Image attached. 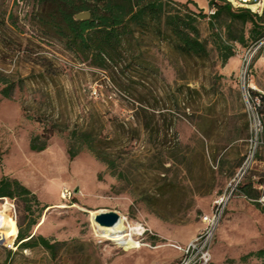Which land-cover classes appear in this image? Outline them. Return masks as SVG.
<instances>
[{"label": "rangeland", "instance_id": "rangeland-1", "mask_svg": "<svg viewBox=\"0 0 264 264\" xmlns=\"http://www.w3.org/2000/svg\"><path fill=\"white\" fill-rule=\"evenodd\" d=\"M164 1L182 16L194 14L206 58L181 54L158 32H137L139 58L124 55L118 69L103 70L40 25L35 0H0V89L1 80L14 86L9 98L0 94V179L30 191L0 197V209L7 203L6 222L24 235L56 244L54 251L18 247L5 225L0 264H177L251 158L255 122L246 90L264 94V37L251 40V23L231 22L226 13L211 28L197 15L209 14L210 6L197 5L204 0ZM260 14L264 19V9ZM242 29L244 44L233 39ZM221 42L234 52L224 64ZM85 130L97 133L96 146L113 166L78 139ZM33 138L46 147L31 148ZM259 139L240 183L251 182L258 196L264 131ZM69 146L78 150L72 155ZM262 207L239 192L230 197L207 264H264V256H246L264 249ZM109 210L122 226L141 227L133 236L139 246L103 234L91 213Z\"/></svg>", "mask_w": 264, "mask_h": 264}, {"label": "trees", "instance_id": "trees-1", "mask_svg": "<svg viewBox=\"0 0 264 264\" xmlns=\"http://www.w3.org/2000/svg\"><path fill=\"white\" fill-rule=\"evenodd\" d=\"M186 1L196 5L193 0ZM35 3L37 6L35 15L38 22L48 33L52 34L53 38L82 61H87L90 65L103 70L118 69L120 58L124 55L130 62L139 58L134 53L132 42L136 39L137 32H158L171 41L181 54L200 58L208 56L207 46L200 38L194 14L182 16L178 11H171L164 0H35ZM208 3L209 6H215V12L207 15L199 10L197 15L208 17L211 28H213V18L226 13L231 22L251 23L248 35L251 40L264 37V30H262L264 19L261 14L247 7H233L226 0H209ZM82 10H89L90 18L74 19V14ZM233 39L244 44L246 41L244 30L242 29L240 34ZM221 43L223 46H219V53L221 62L224 64L234 55V52L232 47ZM1 81L3 86L0 94L9 98L14 87L13 83L7 80ZM249 93L252 99L259 97L256 112L264 123V94L254 90H250ZM76 133L77 131H72L74 136ZM97 137V133L91 130H85L78 135L82 144L98 159L113 166V160L106 159L102 150L96 146ZM37 140L31 139V148L41 150L46 147V141L38 144ZM74 150L78 149L73 146L68 147L72 155ZM240 183L238 185L240 194L252 199L259 197L251 182ZM16 194L29 195L30 191L18 180L1 178L0 197H13ZM254 202L260 205L259 202ZM16 237L18 247L26 248L40 244L49 251L55 250L56 244L51 243L42 235H24L21 230H18ZM246 256H264V249L249 252Z\"/></svg>", "mask_w": 264, "mask_h": 264}, {"label": "built area", "instance_id": "built-area-1", "mask_svg": "<svg viewBox=\"0 0 264 264\" xmlns=\"http://www.w3.org/2000/svg\"><path fill=\"white\" fill-rule=\"evenodd\" d=\"M226 1L229 2L233 7H247L250 8L253 12H256L258 14H260L262 12V9H264V0H226ZM215 10H216L215 6H210L209 14L214 13ZM246 92L248 95H250L249 90H246ZM251 102H252L251 114L255 122L254 129L251 128L252 133L250 140L251 142H254V146L250 154L251 158H247L242 164V166L239 168L237 174L232 180L233 184L232 183L230 184L231 187L228 193H224L221 196H219L215 200L214 208L211 211V213L205 214L203 216V221L206 224L205 229L202 232H200L192 241H190L185 246V248H181L183 251V257L177 264H207V262L210 259L209 244L213 235L214 228L221 217L223 207L235 192L236 193L239 192L238 185L249 166V161L250 159L252 160L253 155L256 153L257 145H259L260 142L262 143V141H260L259 139V136L262 133V131H264V123H262L259 114L256 112V105L259 103V97L256 96L253 99L251 98ZM243 196L251 201H257L262 206H264V195H260L257 199L248 198L246 195ZM12 217H14V215ZM15 237L13 238V241Z\"/></svg>", "mask_w": 264, "mask_h": 264}, {"label": "bare ground", "instance_id": "bare-ground-1", "mask_svg": "<svg viewBox=\"0 0 264 264\" xmlns=\"http://www.w3.org/2000/svg\"><path fill=\"white\" fill-rule=\"evenodd\" d=\"M6 204L2 205V209H0V239L6 240V231L5 225H7L13 233V236L10 238L11 242L15 235L18 232L16 222L14 221L13 224L7 223L6 219L8 218V214L6 213ZM92 217H94L95 213H91ZM98 224V223H97ZM100 225V224H99ZM99 229L103 232L105 236H108L110 240L116 241L117 243L124 244L129 248L137 247L140 245L138 241H136L133 236L137 234L139 230H141L140 226L131 227L129 226H122L121 219L119 217L118 221L113 225H101ZM141 232V231H140ZM139 232V233H140ZM10 242V244H11Z\"/></svg>", "mask_w": 264, "mask_h": 264}, {"label": "water", "instance_id": "water-1", "mask_svg": "<svg viewBox=\"0 0 264 264\" xmlns=\"http://www.w3.org/2000/svg\"><path fill=\"white\" fill-rule=\"evenodd\" d=\"M89 10H82L74 14V19L76 20H86L90 18ZM119 214L113 210L98 212L94 215L93 219L100 225H113L119 219ZM2 243V240H0Z\"/></svg>", "mask_w": 264, "mask_h": 264}, {"label": "crops", "instance_id": "crops-1", "mask_svg": "<svg viewBox=\"0 0 264 264\" xmlns=\"http://www.w3.org/2000/svg\"><path fill=\"white\" fill-rule=\"evenodd\" d=\"M175 1H178V2H183V1H180V0H175ZM194 1V0H193ZM195 2V1H194ZM209 0H204V2L202 3V4H198L197 2H195V3H197V5L199 6V7H201V8H205V7H208L209 6ZM261 195V194H260ZM259 195V196H260Z\"/></svg>", "mask_w": 264, "mask_h": 264}]
</instances>
